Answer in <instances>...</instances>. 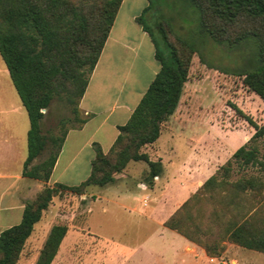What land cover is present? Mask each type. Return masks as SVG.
Here are the masks:
<instances>
[{
	"label": "trees",
	"instance_id": "trees-1",
	"mask_svg": "<svg viewBox=\"0 0 264 264\" xmlns=\"http://www.w3.org/2000/svg\"><path fill=\"white\" fill-rule=\"evenodd\" d=\"M122 1L0 0V54L30 119L25 176L48 182L69 130L87 121L80 103ZM173 1L172 14L161 0H149L137 18L152 36L161 68L128 121L119 126L113 145L105 152L95 144L90 173L79 184H47L26 200L20 222L0 232V264H17L35 224L64 190L83 194L90 185L112 183L131 161L148 164L149 180L161 174L162 162L152 160L144 147L160 137L185 86L200 78L193 64L196 54L204 61L207 39L234 51L249 44L242 62L229 72L264 101V0ZM176 17L192 22L187 34L177 32ZM56 101L68 104L72 116L57 119ZM233 107L253 126L254 133L221 167V178L218 169L165 221L211 256L220 255L225 245L206 242L200 235L213 233L215 226L221 239L264 253V180L255 175L230 179L234 163L239 169L257 164L264 169L258 144L264 138V123L254 121L236 104ZM203 200L213 204L206 228H202L200 217L205 215L201 208L194 211ZM67 232L65 223L51 226L36 264H52Z\"/></svg>",
	"mask_w": 264,
	"mask_h": 264
},
{
	"label": "crops",
	"instance_id": "crops-1",
	"mask_svg": "<svg viewBox=\"0 0 264 264\" xmlns=\"http://www.w3.org/2000/svg\"><path fill=\"white\" fill-rule=\"evenodd\" d=\"M148 4L149 0L122 1L80 103L87 121L81 128L69 130L48 182L23 174L28 155L30 119L9 70L0 58V232L20 222L26 200L33 198L45 184L59 182L72 186L85 180L95 156V144L105 152L113 145L119 126L128 121L161 68L152 36L137 21ZM179 106L170 118L178 115ZM253 133L249 130L241 141L250 138ZM159 138L146 145L144 150L152 160L162 162L161 174L149 180V171L139 168L142 174L133 179L132 184L133 188L140 190V198L128 192L124 193V200L114 202L120 208L138 210L139 222L159 225L157 231L148 234L137 246L147 256H152L150 264H203L209 257L205 250L167 227L165 221L206 179L216 173L218 164L213 163L210 148L203 154L193 153L187 157H180L179 154L169 159L165 145L169 140L166 138L157 142ZM167 147L176 154L175 146ZM223 148L226 158L237 149L230 151L227 147ZM197 150L195 147L194 152ZM129 164L116 174L112 183L129 177ZM90 186L87 188L90 196L102 197V193L90 191ZM130 198L132 201L129 202ZM135 200L142 202L140 209L137 204H129Z\"/></svg>",
	"mask_w": 264,
	"mask_h": 264
},
{
	"label": "rangeland",
	"instance_id": "rangeland-1",
	"mask_svg": "<svg viewBox=\"0 0 264 264\" xmlns=\"http://www.w3.org/2000/svg\"><path fill=\"white\" fill-rule=\"evenodd\" d=\"M161 2L166 12L172 14L174 1ZM151 12L154 13L155 8ZM174 25L177 32L187 34L192 22L176 17ZM156 33L161 38L160 33L158 31ZM171 37L175 39L174 35ZM245 45L249 44H241L234 51L226 44L217 45L212 39H207L202 49L204 61H201L199 55H195L193 70L200 78L185 86L178 115L164 123V132L157 141L168 138L166 140H169V143L165 144L166 157L171 159L179 154L180 157L192 156L193 153L203 154L204 150L208 152L210 148L213 163L218 164L221 178L223 171L221 167L232 157L231 155L226 158L223 147L230 151L238 148L249 140L244 138L241 141L243 135L249 130L254 132L253 126L234 109L233 104L257 123H264V101L258 94L244 86L238 75L229 72L242 62ZM53 109L57 119L72 116L70 106L65 102L56 101ZM81 115L85 116L82 112ZM258 144L259 158L264 163V138L260 139ZM167 146H175L176 154ZM195 147L198 149L196 153ZM218 149L220 152H217ZM233 167L231 180L249 175L259 176L264 180V169L259 164L239 169L234 163ZM139 168L149 171L145 161L131 162L127 168L129 174L127 179L107 186L91 185L89 190L102 193V197L93 198L87 189L83 194L64 190L62 194L55 196L49 208L44 211L42 219L35 224L17 264H36L47 230L55 223L67 224L68 232L52 264H150L152 256H147L146 252L137 246L148 234L157 231L159 225L139 222L138 210L123 209L114 202L124 200V193L128 192L140 198V190L133 188L132 184L133 179L142 174ZM140 202L135 200L129 204L132 206L137 204L140 209L142 207ZM212 207V202L203 200L194 209L196 211L197 208H201L203 211L201 214L205 215L200 217L203 221L202 228H206L209 223L206 216ZM217 228L215 226L213 233L200 237L210 243L218 241L225 245V249L220 255L207 254L209 257L203 264H264L263 252L221 239ZM193 243L205 250L202 245Z\"/></svg>",
	"mask_w": 264,
	"mask_h": 264
}]
</instances>
